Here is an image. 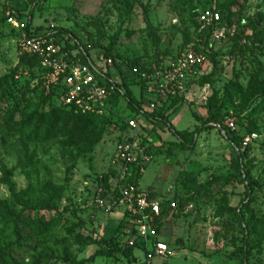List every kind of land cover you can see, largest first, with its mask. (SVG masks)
Instances as JSON below:
<instances>
[{"label":"rangeland","instance_id":"374dc122","mask_svg":"<svg viewBox=\"0 0 264 264\" xmlns=\"http://www.w3.org/2000/svg\"><path fill=\"white\" fill-rule=\"evenodd\" d=\"M232 1L0 0V92L6 94L0 98V264H125L107 257L89 261L96 248L79 240L108 238L119 225L121 209H107L111 191L103 195V206L95 198L105 176L111 182L120 172L114 158L122 142L134 149V166H144L138 187L176 205L167 208L169 221L160 220L157 230L172 254L153 264H264V95L259 81L248 79L249 69L240 65L243 74H235L232 57L225 55L213 77V112L223 117L222 127L205 122L211 92L190 107L175 109L179 101L171 100L158 105L173 113L175 131L188 132L191 149L168 128L154 137L156 122L146 121L141 109L133 112L123 97L110 106L107 122L87 125L60 116L51 122L49 138L43 132L35 137L28 116L57 108V102L43 103L47 88L40 68L18 65V32L5 18L20 14L32 29L71 31L90 55L110 47L114 80L128 84L137 101L140 88L154 96L153 74L185 48L193 12ZM213 11L227 25L226 11ZM258 14L264 16V0H247L239 15L247 35ZM260 60L264 64V54ZM135 61L141 70L126 71ZM250 134L256 138L244 149L242 140ZM134 255L143 259L137 249Z\"/></svg>","mask_w":264,"mask_h":264},{"label":"built area","instance_id":"2783aa9c","mask_svg":"<svg viewBox=\"0 0 264 264\" xmlns=\"http://www.w3.org/2000/svg\"><path fill=\"white\" fill-rule=\"evenodd\" d=\"M195 21L192 40L174 58L164 60L153 74L152 90L156 99L144 107L146 111L152 112L161 103L180 98L186 103L195 104L196 99L204 101L209 94V85L198 83L211 74L213 69L211 56L207 52L215 50L227 37H232L234 29L229 30L223 17L212 9L200 12ZM7 23L18 32L20 52L40 60L45 72L44 87L60 86V105L72 107L81 114L104 116L109 110L112 97H123V91L116 85L111 72L113 61L110 57L100 53L91 54L95 58H88L86 63H82L76 57L77 50L61 51L65 46L63 38H70L71 45L79 46L70 34L62 38L56 36L54 28H48L39 34L30 35L25 32L26 21H20L12 15H7ZM79 50L86 55L82 47ZM128 125L135 127L134 121H129ZM255 138V134L247 135L242 140V146L246 147ZM114 160L120 165L113 186L117 190V197L110 201L107 209L110 210L113 204L123 208L129 232L127 245L140 251L143 256L141 260L134 255L137 264H153L155 258H166L172 254L170 246L159 239L156 229V222L161 218L160 203L163 201L153 198L149 190H141L137 184L128 183L132 174L131 165L136 161L134 149L129 142L117 146ZM143 168L139 166V174ZM96 193V204L103 206L105 188L98 187ZM169 207L176 209L173 201H169Z\"/></svg>","mask_w":264,"mask_h":264},{"label":"trees","instance_id":"16d2710c","mask_svg":"<svg viewBox=\"0 0 264 264\" xmlns=\"http://www.w3.org/2000/svg\"><path fill=\"white\" fill-rule=\"evenodd\" d=\"M246 4H247V0H241V1L234 0L227 5H222L219 7L213 6V7L206 8V9H212V10H217L220 8L221 10L226 11V16H224V18L227 22V28L229 30L234 29V35L232 37H227L225 40L221 42V45L218 46L215 50L213 51L210 50L207 52L209 53V56H211V61L213 63L214 72H211V74H209L206 77H203L201 80L198 81L200 85L209 84L211 86V90H210L211 96L209 98V105L208 106L206 105L207 106L206 113L208 117L206 118L205 122H213L218 127H222V122L224 119L219 114H215L213 112V108L216 106V103L218 100H216L217 92H214L215 90L212 85L213 83L212 80H213V77L216 75V73L220 72L221 68L223 67L222 60L225 55L232 57L231 68L235 69L234 70L235 74H238V75L243 74L241 71V68L239 67L240 65L243 66L244 70H246V68L249 69V71H247L248 79H250V82L259 81L260 85L258 88L259 90L263 91L262 94L264 95V78L263 79L261 78L262 76L264 77V64L260 60V56L264 54V16H262L261 14H258L257 20L254 21L253 23H250V25L252 26L251 35H247L246 25L245 24L243 25L241 21H239V15L241 11L245 8ZM206 9H203L202 11ZM198 15H199V12L195 10L193 12V17H192V29H191L192 34H189L187 36V40L185 41L186 44L189 43L194 36V29L196 27L195 18ZM16 19L23 21L24 18L20 14H18L16 15ZM10 28L15 30L11 26ZM43 31L44 29L40 27L32 29L30 19L26 20L25 32L27 34L34 35V34H39ZM54 31L56 32V36H60V37L62 36V38H63V35L70 34L72 38L77 40V42L79 43V46L82 47L86 55H83L81 53V51L79 50L80 47L78 45L70 44V41H71L70 38H67V39L63 38L65 46L61 48L62 52L77 50L76 57L80 58V61L82 63H86L88 58L90 59L92 58L89 51H87V49L84 50L83 48L85 47L84 44L83 45L80 44L79 40L76 38L73 32L62 30L59 28L54 29ZM94 47L98 48L96 45ZM182 49L183 48H181L180 50ZM100 50H101L100 54L113 59L110 47L100 48ZM180 50L178 52H180ZM123 63L124 62L122 60L119 63V65ZM114 64H115V61H114ZM18 65L26 69L40 68L43 71V73H45L40 65V60L35 56H28V55L23 54L20 61L18 62ZM138 65L139 63H137L136 61L129 62L126 64L125 69L127 71V70H131L134 67L139 70L140 68ZM257 67H258V70H257ZM116 85L120 87L121 90L123 91V98L127 100L128 107L133 112L138 114V110L140 109L144 110L143 111L144 115L142 116L146 121L156 122V125L157 123L163 124L164 126L168 125L167 128L174 134V136L179 141L181 146L187 149L193 148V142L192 141L187 142L188 132L184 133V132L175 131L173 127L168 123L169 117L173 114L172 112L170 114L167 113V110H165L162 106L158 107L156 110L152 112H148L144 109L143 107L144 100L155 101L156 98L154 96H148L146 92L142 91V88H140L141 95H140V98H137V101H136V99L132 95V92L128 84H126L125 82H121L119 80V82H117ZM139 87H142V84H140ZM37 89L38 87H35L30 92L31 93L36 92ZM41 90H45L44 87H42ZM46 92L47 94L43 98V103L48 102L50 99L51 100L54 99L57 102V105H56L57 108H51L47 112H40V113L35 112L28 116V120L26 122H30V123L34 122V124L32 125L35 128L34 130L35 137H39L40 134L43 132L45 137L49 138L50 135L52 134L51 130L54 127V125L51 122H54V120L59 118L60 116H64V120L66 122H74V120H79L80 122H83L84 124H87V125L92 124V123H98V122H100L101 124L102 122H107L106 117L109 111L104 116L88 115V114H81V113L75 112V110L72 107L60 105L59 103V97L61 93L60 86L47 88ZM4 95L6 96L5 92H0V98H3ZM24 95L25 93L21 95V98L23 99V101H24V98H23ZM119 99H120L119 95H114L109 103L110 106L111 105L113 106V104H115ZM172 101H175V102L179 101V104L176 106L175 109H177V107H180L181 104L189 105V107L190 105H192L190 103H186L182 98L174 99ZM46 122L48 124H46L45 128L42 130V127ZM223 129L226 135L228 136L229 133H227L225 128ZM195 131H198V130L196 129ZM230 140L232 141V143L234 142V138H230ZM246 148L247 147H245L244 149ZM131 169H132V174L130 175V178L128 179V183L138 184V180L140 179V176H141V174H139V171H138L139 166L131 165ZM102 181H103V187L106 190L105 194H107V190L111 191L112 198L110 201H114L117 197V190L111 187L110 180H108V175L105 176V178ZM247 187H248V191L251 192L250 185H248ZM160 207H161V215L163 216V214H166L167 208H170L169 201L161 202ZM160 220L161 219H159L156 222L157 230L159 229L161 225L159 222ZM128 236H129V232L127 229V220L125 218V215H123L115 233L111 235L110 237L104 238L102 236L97 237L96 235H88L84 237L81 236L79 240H80V244L83 246H86V247L94 246L96 248L94 253L88 258L89 261H93L96 257H105V258L107 257V258L124 260L125 264H137V259L134 256L135 248L128 247L127 242H126V239ZM0 252H1L0 253V256H1L2 251ZM247 255L248 253H246V257Z\"/></svg>","mask_w":264,"mask_h":264},{"label":"crops","instance_id":"0c3cea01","mask_svg":"<svg viewBox=\"0 0 264 264\" xmlns=\"http://www.w3.org/2000/svg\"><path fill=\"white\" fill-rule=\"evenodd\" d=\"M171 126H172V124H171V122H168ZM159 124V125H158ZM160 126V127H159ZM167 126L168 125H165V126H163L164 128L162 129V126H161V124L160 123H157V125L155 126L156 127V131H155V134L153 135L154 137H157L160 133H163L164 132V130H167ZM173 127V126H172ZM170 131V130H169ZM180 132V131H179ZM175 139H176V137H175ZM116 179V178H115ZM115 179H111V182H110V185H111V187L113 188V186H114V184H115ZM138 185V184H137ZM171 201V200H170ZM111 204V203H110ZM121 209V218L123 217V213H124V210H123V208L121 207V206H119V205H112L111 206V208H110V210H108V211H113V210H115V209ZM168 210V209H167ZM105 212V211H104ZM106 213H108V212H106ZM106 215L107 214H105L104 213V221L106 220ZM169 216H168V214L166 213V214H163V216L161 215V221H163L164 220V222H166V221H169V218H168ZM121 220V219H120ZM104 222L102 221L101 222V224H103ZM102 226V225H101Z\"/></svg>","mask_w":264,"mask_h":264},{"label":"water","instance_id":"95a60500","mask_svg":"<svg viewBox=\"0 0 264 264\" xmlns=\"http://www.w3.org/2000/svg\"><path fill=\"white\" fill-rule=\"evenodd\" d=\"M218 127V126H217Z\"/></svg>","mask_w":264,"mask_h":264}]
</instances>
